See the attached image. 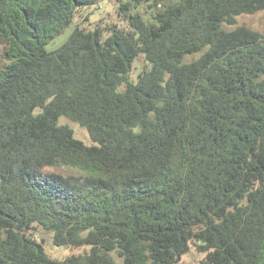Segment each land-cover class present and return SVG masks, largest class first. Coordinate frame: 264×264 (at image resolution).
<instances>
[{"label": "trees", "instance_id": "16d2710c", "mask_svg": "<svg viewBox=\"0 0 264 264\" xmlns=\"http://www.w3.org/2000/svg\"><path fill=\"white\" fill-rule=\"evenodd\" d=\"M100 1L0 0V264H264V33L225 28L264 0H117L48 48Z\"/></svg>", "mask_w": 264, "mask_h": 264}, {"label": "rangeland", "instance_id": "374dc122", "mask_svg": "<svg viewBox=\"0 0 264 264\" xmlns=\"http://www.w3.org/2000/svg\"><path fill=\"white\" fill-rule=\"evenodd\" d=\"M119 2L117 0H102L100 3L93 5L88 8L81 9L78 17L75 19V23L65 30L60 36L56 37L49 45L48 48L53 50L61 46L72 33L76 23H82L85 16L88 15V20L84 23L87 27L93 28L97 22L103 20L104 24L108 23H118L124 24L120 20L117 14V6ZM246 25L252 29L258 30L264 33V11H259L254 14H244L237 17V24L235 25H226V29H234L237 26ZM198 55H193L188 58V60L196 58ZM138 62L143 64V57H140ZM142 65L137 63V60L134 63V71L131 74L133 80H137L139 71L141 70ZM60 124L69 125L73 131L74 136L82 140L85 144H92V140L89 137V134L86 128L80 126L78 123L71 121L65 116H61L59 119ZM67 170V169H65ZM35 237L44 239V249L49 256L55 259H63L72 253H77L80 249L70 248L67 246L55 245L52 242L50 233L43 230H39ZM205 257V253L199 252L193 245L190 248V251L182 256L181 264H200L201 260Z\"/></svg>", "mask_w": 264, "mask_h": 264}, {"label": "water", "instance_id": "95a60500", "mask_svg": "<svg viewBox=\"0 0 264 264\" xmlns=\"http://www.w3.org/2000/svg\"><path fill=\"white\" fill-rule=\"evenodd\" d=\"M42 243H44V240H42Z\"/></svg>", "mask_w": 264, "mask_h": 264}]
</instances>
